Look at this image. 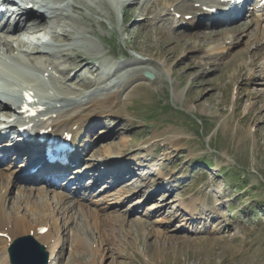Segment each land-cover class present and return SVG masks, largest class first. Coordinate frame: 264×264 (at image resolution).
Wrapping results in <instances>:
<instances>
[{"label": "rangeland", "instance_id": "1", "mask_svg": "<svg viewBox=\"0 0 264 264\" xmlns=\"http://www.w3.org/2000/svg\"><path fill=\"white\" fill-rule=\"evenodd\" d=\"M59 1L67 2L69 11L63 13L71 12L78 21L77 29L88 32L79 36L77 44L96 51L95 60L102 66L100 70H105L104 77L95 73L99 67L85 53L91 64L67 73L65 79L77 95L105 87L133 70L154 74L149 81L140 73V80L132 85L134 90L122 103L127 116L97 120L89 136L91 142L82 163L88 176L82 186H92L94 174L108 169L101 160L105 149L110 148L116 161L125 159L119 173L111 172L114 180L106 177L107 182L98 181L91 192L80 195L85 211H100L112 202L107 206L109 213L127 220L113 232L122 241L109 246L115 259L103 257L97 262L264 264L262 14L247 12L230 23L205 19L191 25V18L179 27L180 19L165 10L167 3L179 0H138L131 8H127V0H50ZM259 20L260 26H254ZM29 34L34 46L43 32ZM53 43L70 52L75 40L69 46L60 39ZM83 46L74 48L85 51ZM217 46L231 50L228 54L213 52ZM57 56L51 58L52 65L67 68L65 56ZM112 74L116 75L102 82ZM206 162L212 163L214 175L204 167ZM22 165L15 168L19 176L25 173ZM66 181L55 182L58 191L67 189ZM39 188L40 182L19 181L6 206L22 208L24 199L31 196L33 203L44 202L36 194ZM124 190L131 194L127 198L123 195L120 201ZM192 202L197 206L193 219L183 208ZM55 203L48 208L57 210L64 244L56 264H87L91 254H81L82 250L74 253L76 237L100 245V234L91 228L90 218L80 211H68L72 202L62 203L60 209ZM139 220L144 226L135 225Z\"/></svg>", "mask_w": 264, "mask_h": 264}, {"label": "bare ground", "instance_id": "2", "mask_svg": "<svg viewBox=\"0 0 264 264\" xmlns=\"http://www.w3.org/2000/svg\"><path fill=\"white\" fill-rule=\"evenodd\" d=\"M172 6L173 5H170V7ZM229 7H230V3H227L224 0H180L179 2H177L176 5H174V15L175 16L176 14L182 15V19L179 22L177 21L178 22L177 26L181 27L182 21H185L184 19L185 16L192 15L194 18H197L201 14H204V15L209 14L211 10L223 12ZM254 7H255V12L258 11V12H261L262 15H264V8L262 6L258 5V3H255ZM262 15L261 17L264 18V16ZM211 16L213 17L214 15L211 14ZM64 19H66V22H67L66 27L70 25V31L68 33L65 32L64 30H60V26L58 24L61 21H64ZM260 21L261 20H259L258 22L254 21V26L259 27ZM8 22H6L5 24H0V52H4L5 50L7 52L17 51V48L21 49L22 47H25L27 44L31 45L32 40L29 37L30 32L28 33L31 27L38 28L37 32H43L42 35H46L45 33L46 31L44 30V28H49L51 31H53L55 39H60L62 43L64 44L67 43L66 46L70 45L69 43L71 40L73 39L75 40V43H73L69 49L70 52H67L66 50H64L61 45L57 46V45H53L52 43H50L49 45L52 47L51 51H53V54L50 56L45 55V54H39V53L37 54L25 53V55L28 57L27 58L28 61L30 62L32 66H36L39 60L40 61L42 60L41 62L45 63V65L41 69V72L43 74H49V73L52 74L53 71H56L65 80L67 79L66 77L67 73L72 72L75 69H78L80 67H85L91 64L90 61L86 59L85 57L86 54H87L86 56L91 57V59H97L98 57L96 56L97 52L96 51L94 52L93 49L84 48L83 44H80V43L77 44L76 41L81 40L82 35L88 32L86 30L77 29L76 24L78 23V21L75 17H73L70 14L64 15L63 12L60 14L57 13V15L52 20L47 19L45 16H41L40 18H35L33 16L24 17L22 18V22L17 24L13 29L9 28ZM194 23H195V20H193L190 24L194 25ZM14 32H16L17 35H14L13 34ZM263 35L264 34H261L260 36H263ZM76 36L78 37L75 38ZM14 43H16L17 47H14ZM80 45L83 46L81 48L82 49L84 48L85 51L79 52L75 50L74 47H77V46L79 47ZM230 50L231 48H228L227 46L226 47L217 46V48L213 49V52H221L222 54H228ZM57 55H61L60 57L65 56L64 58H66L69 63L67 68L59 69L58 66L52 65L51 58H56L58 57ZM128 66H132V64H129ZM128 66H125L124 68H127ZM101 68L102 66L97 68L95 70V73L99 72ZM140 73L144 74L145 71H137V70L134 71L133 70L132 72L127 73V75L123 76L122 78H118L115 82L111 84L108 83L109 85L105 87L95 89L94 91L84 95L83 97H80V95H77L75 92H73L71 87H69V89L64 88L65 93H66V96H64L66 98L65 99L66 107L63 108L62 110L57 109V110H53L49 114L48 112L44 114V115H48V118H47V121H43L45 122L43 126L47 129H52L53 133L59 134L60 136H62L64 132H66L68 135L69 134L71 135L72 140L69 142L70 148L64 152V154L67 156L70 162L76 164L77 161L79 163L81 161H84L85 156L88 153V148H89L88 143L91 142L89 136L92 135L91 132H92V129L94 128V123L97 120L104 118V117L109 118L112 115L127 116L125 111L123 110L124 108L122 109V103L124 101V98H128L131 95V92L133 89L132 85L136 84L137 81L140 80V76H141ZM115 75L116 74H112L111 76H108L107 79L102 82L103 83H105L106 81L108 82V80L114 77ZM56 81L54 83L55 86H57V83L63 84L59 80H56ZM67 82H70V80H68ZM100 83H98V85ZM69 94L71 96H69ZM11 103L9 102V100H4V99L0 101V117L10 118L12 115H14L13 104ZM55 115L57 117L53 118ZM33 136H36L38 138V132L35 131ZM17 138H18L17 135L13 136V139H17ZM44 140H45L44 143L34 142L33 144L27 145L26 143H24L22 145L27 151L32 150L33 151L32 153H35V152L38 153V154L35 153L32 155H28L29 158L24 163L25 167L23 168L26 171L27 175L19 176L20 171H17V172L15 171V168L17 166L13 167V166L5 165L7 167L4 168L2 167V165H0V234H2L3 236H6V238L0 237V264H10L8 251L11 245L17 239L26 237V236H31L39 244L45 246V249L49 255V258L52 261L54 260L56 261L57 255L59 254V251L62 249L63 240H62V233H61L62 229L61 227H59L58 225L59 221H57L56 216H55V211L57 210L52 211L51 208L50 209L48 208L50 204H52L53 201L54 203L56 202L55 204H57V207L59 206V209L63 206L62 203H67V201L72 202L70 203L71 205L68 211H71V212L80 211L81 214L84 215V217L88 219L90 218L93 222L91 223L93 224L91 225V228L94 226L95 230H97L96 233L100 234L99 236L101 237L100 239L101 243L99 245L97 242H94L98 244V246H96L95 248L93 245L94 243L90 244L89 243L90 241L88 238H84L83 236H80L79 238L76 237L77 246L74 249V253H77L78 250L80 251L82 250L81 254H84V255L87 253L91 254V257H92L91 261L88 262L87 264H99L97 262V259L99 258L103 259V257L104 259L106 258V260L115 259L112 253V250L110 251L109 249V246L112 247V245H115L116 240L118 242L119 241L122 242V241L121 239L118 240L117 236L115 235L116 232L115 234H113V232L117 231L115 230V228L117 229L119 225L125 226L127 224V220L124 217L118 216L116 214L112 215V213H109L110 208L108 207L112 205V202L111 204L107 205L108 207L107 206L106 208L103 207V209H101L100 211L98 209L97 211L96 210L94 211L93 209H92L93 211L91 210L85 211L84 206L81 204V201L80 199H78L76 194H70L73 197L71 200L70 197H68L70 195H67V196L64 195L66 192L65 193L57 192L58 191L57 189L58 188L60 189V187H56L54 183V178L58 177L56 175H59V174H51V170L44 169L42 170V173L40 174V176H49V180L41 179L37 175H31L30 171L34 168L32 166V163H33V160H35L36 158L34 157V155L38 156L39 153L44 154V149H46L47 147L46 142L48 140L57 142V139L51 138L50 135H46L44 137ZM0 146L4 147L5 143H0ZM73 148L75 149V151L71 150ZM60 149H61L60 146H58L55 143V144H52L51 152L55 157H59L61 155V153L59 152ZM111 154L112 153H111L110 148L105 149L101 154V157L103 158L101 160L110 161L112 157ZM9 157H14V154L7 155L4 162L2 163L3 165L4 163H6L5 161L9 159ZM124 162H125V159L118 161L115 167L116 166L118 168L120 166L123 167ZM83 169L88 170L87 167H84ZM113 170H115V168H113ZM119 172L120 170H118V173ZM44 174H47V175H44ZM99 176H104V173H100ZM86 178L87 177H85V179ZM22 180H25L27 182H33V183L38 180L42 181V186L44 187L41 190L39 188L38 190L36 189L35 191H36V194L40 198L44 199L45 201L41 203H39L38 201L37 203H33L34 201L33 202L30 201V198L32 196L29 199L25 197L26 199L23 198L24 201L22 199L23 201L22 208L19 207L16 209V208L11 207L12 209L11 208L9 209V207H7L6 204H7L8 199L10 198L12 189L14 188L17 189L18 182ZM48 187H51V188L49 189ZM130 194L131 193L129 192V190L128 191L124 190V193L120 197V201L123 198V195H126L125 198H127V196H129ZM47 196H49V200L46 198ZM50 198H52L53 201H51ZM139 202H142V201H139ZM152 206H156V205L153 204ZM57 207L55 206V208ZM183 208L186 209V213L188 214L187 216H189L192 219L195 217L196 212H197V206L194 202H192L188 206H183ZM35 213L39 214L37 215L38 218L36 219L33 218V214ZM60 213L62 212L60 211ZM135 225L144 226V223L141 220H139V221H135ZM43 228L48 229V231L44 234L40 232V230ZM156 234L160 235V232H156ZM162 238L166 241L171 240L170 238H167V237L165 238L164 236H162ZM116 246L120 247L119 244H117ZM106 249H107V254L104 253ZM79 258L81 257L79 256ZM51 264H56V262L51 263ZM77 264H83V262L81 263L79 261Z\"/></svg>", "mask_w": 264, "mask_h": 264}, {"label": "water", "instance_id": "3", "mask_svg": "<svg viewBox=\"0 0 264 264\" xmlns=\"http://www.w3.org/2000/svg\"><path fill=\"white\" fill-rule=\"evenodd\" d=\"M144 76L147 78V79H149V80H153L154 79V76L150 73V72H146L145 74H144ZM17 248H19L17 245L15 246V248H13L12 249V252H13V255H14V257H15V250L17 249ZM22 251L23 252H25L23 249H22ZM41 251V254L43 255V259H41V264H47V259H46V255L43 253V251L42 250H40ZM31 257V256H30ZM21 261H32V260H36V259H20ZM13 264H19L18 263V259H13Z\"/></svg>", "mask_w": 264, "mask_h": 264}]
</instances>
